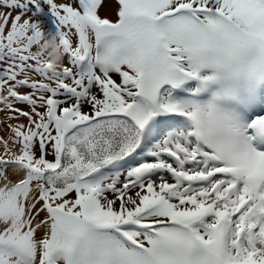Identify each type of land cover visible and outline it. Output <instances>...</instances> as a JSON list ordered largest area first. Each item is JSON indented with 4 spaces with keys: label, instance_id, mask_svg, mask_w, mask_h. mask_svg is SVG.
<instances>
[{
    "label": "snow or ice",
    "instance_id": "1",
    "mask_svg": "<svg viewBox=\"0 0 264 264\" xmlns=\"http://www.w3.org/2000/svg\"><path fill=\"white\" fill-rule=\"evenodd\" d=\"M0 264H264V0H0Z\"/></svg>",
    "mask_w": 264,
    "mask_h": 264
}]
</instances>
